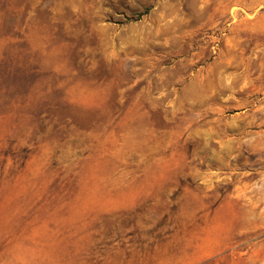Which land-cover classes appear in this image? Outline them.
<instances>
[{"label":"rangeland","instance_id":"obj_1","mask_svg":"<svg viewBox=\"0 0 264 264\" xmlns=\"http://www.w3.org/2000/svg\"><path fill=\"white\" fill-rule=\"evenodd\" d=\"M0 264H264V0H0Z\"/></svg>","mask_w":264,"mask_h":264}]
</instances>
